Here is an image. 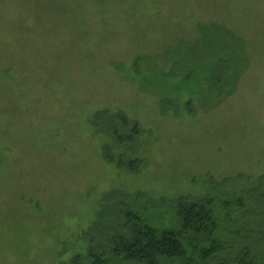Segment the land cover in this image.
<instances>
[{"label": "rangeland", "instance_id": "rangeland-1", "mask_svg": "<svg viewBox=\"0 0 264 264\" xmlns=\"http://www.w3.org/2000/svg\"><path fill=\"white\" fill-rule=\"evenodd\" d=\"M118 111L141 125L132 145L111 142ZM107 147L145 166L120 172ZM240 174L264 176V0H0V264H92L123 198L168 224L177 199ZM212 192L221 228L238 199L260 217V191ZM238 223L214 264L253 249L259 228Z\"/></svg>", "mask_w": 264, "mask_h": 264}, {"label": "trees", "instance_id": "trees-1", "mask_svg": "<svg viewBox=\"0 0 264 264\" xmlns=\"http://www.w3.org/2000/svg\"><path fill=\"white\" fill-rule=\"evenodd\" d=\"M222 80L214 78V81H218L220 84ZM210 89L215 90V88L211 87ZM190 104H188L187 111L193 113ZM165 111L166 109L164 108ZM96 117L100 118V114ZM110 120H112L113 125H110L109 135L111 142L114 144L116 139L117 143L132 145L143 133L138 122L131 121L119 111L115 112L110 117ZM104 157L109 165L114 166L120 172L138 174L145 166L141 159L130 161H126L122 157L115 159L109 147L104 148ZM250 180L251 178L240 174L224 182H216L211 179L205 181V183L211 185L212 191L217 194H224L223 189L234 188L235 185L239 184L246 185L253 193L260 191L255 201L260 217L253 216L250 223L244 221L246 205L241 199H238L234 203L239 207L236 215L231 212V208L235 205L225 203L226 210L222 215L223 222L225 221L224 228H221L220 225L216 200L220 195L216 197V194L212 191L209 193L211 196L207 195L194 202H186L181 198L177 199L179 202H177L178 207L175 208V212L166 210V214L171 218L168 224L163 223L165 221L162 214L159 213L160 210L156 211L154 209L156 203L154 200L148 201L149 204L144 206V208V202H142L140 210H137V200L141 201L145 197L138 194L139 197L123 198L125 200L123 206H121V216L125 222L122 225L123 230L116 234L114 232L109 237V239L111 238V250L109 253L89 251L92 264H164V262L214 264L216 260L227 258L228 255H231L233 247L224 239L230 237L233 240L234 236H237L236 233L239 230L236 228L235 220H238L240 224H252L249 225L251 228H259V231H254L256 233L252 244L254 247L253 249L247 248L244 243V247L241 249L242 252L238 253V257L235 260L231 262L228 260L226 262L220 261L221 263H218L264 264V258H261V256H264V176L254 182H250ZM241 194L243 195V192ZM135 200L136 202H133ZM110 212H112L108 216L110 220L108 217L106 220L108 223L110 222L109 226L114 229L115 218L117 217L114 206ZM235 216H238L237 219L233 218ZM221 232L224 234L223 237L220 235ZM196 260L199 261L195 263ZM72 264H83L81 256L75 257Z\"/></svg>", "mask_w": 264, "mask_h": 264}]
</instances>
